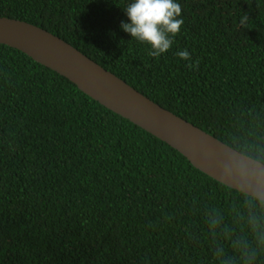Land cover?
Listing matches in <instances>:
<instances>
[{"label": "trees", "instance_id": "trees-1", "mask_svg": "<svg viewBox=\"0 0 264 264\" xmlns=\"http://www.w3.org/2000/svg\"><path fill=\"white\" fill-rule=\"evenodd\" d=\"M131 2L0 0V16L264 163V0H176L185 23L158 59L121 28ZM0 264H264V201L0 43Z\"/></svg>", "mask_w": 264, "mask_h": 264}, {"label": "water", "instance_id": "water-1", "mask_svg": "<svg viewBox=\"0 0 264 264\" xmlns=\"http://www.w3.org/2000/svg\"><path fill=\"white\" fill-rule=\"evenodd\" d=\"M0 43L57 71L108 109L181 152L225 185L264 201V163L161 106L60 36L0 16Z\"/></svg>", "mask_w": 264, "mask_h": 264}, {"label": "clouds", "instance_id": "clouds-1", "mask_svg": "<svg viewBox=\"0 0 264 264\" xmlns=\"http://www.w3.org/2000/svg\"><path fill=\"white\" fill-rule=\"evenodd\" d=\"M124 11L131 22H121V28L132 38L150 45L148 54L157 59L171 49L173 37L180 34L185 23L182 7L176 0H133ZM247 19L243 17L241 23ZM176 55L188 61L190 69L195 67L187 49Z\"/></svg>", "mask_w": 264, "mask_h": 264}]
</instances>
